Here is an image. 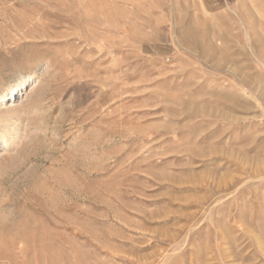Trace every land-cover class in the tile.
<instances>
[{"label":"rangeland","instance_id":"374dc122","mask_svg":"<svg viewBox=\"0 0 264 264\" xmlns=\"http://www.w3.org/2000/svg\"><path fill=\"white\" fill-rule=\"evenodd\" d=\"M0 264H264V0H0Z\"/></svg>","mask_w":264,"mask_h":264}]
</instances>
